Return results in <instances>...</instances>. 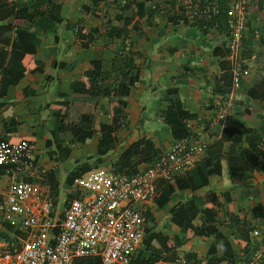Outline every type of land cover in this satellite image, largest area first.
Returning <instances> with one entry per match:
<instances>
[{
	"label": "crops",
	"instance_id": "crops-1",
	"mask_svg": "<svg viewBox=\"0 0 264 264\" xmlns=\"http://www.w3.org/2000/svg\"><path fill=\"white\" fill-rule=\"evenodd\" d=\"M54 1L56 12L61 7V18L38 28L32 25L28 31L27 41L35 37L38 41L34 56L21 60L22 54L11 48L16 37L15 25L21 31H26L27 25L14 22L13 16L0 21V27L11 29L8 42H0V49L7 53L3 69L0 68L1 140L26 143V161L38 177L54 165L56 158L61 176L60 165L74 159V164L64 172L65 178L82 165L93 163L95 167L90 170L115 172L118 157L139 139L152 142L159 154L168 152L178 142L205 145L194 167L177 177L182 180L193 173V185H198L208 172L205 180L198 188H179L176 181H159L155 198L143 207V237L144 231L153 226L154 233L176 243L177 257L161 256L171 262L192 254L208 264L205 258L211 249L220 264H242L256 245L252 231L264 229V0H252L248 7L241 51L248 75L241 82L225 122L217 119V112L222 96L230 90L231 75L229 72L230 84L222 80L226 36L219 29H205L183 18H167L152 12V0ZM11 3L17 5L18 17H30L25 12L30 0ZM118 32L122 34L117 36ZM120 54L131 59L138 78L123 100L125 106L119 107L122 125L107 139L114 141L106 154L99 156L97 150L104 136L94 133L83 143H67L64 147L69 156L61 159L51 142L49 127L54 121H48L49 114L63 104L64 98H74L75 83L93 72V62L99 61L101 70L110 73L113 60ZM24 67L25 75L15 77ZM35 67L38 70L31 71ZM171 97L178 99L175 110L194 114L195 118L179 119L171 114L166 121L163 112L172 105ZM109 106L107 99L98 100L93 111L96 126L111 122ZM84 113L85 108L79 115ZM180 132L184 135H176ZM47 140L51 142L49 149ZM254 147L261 156L258 167L245 166L234 173L232 168L240 169L235 159L252 160ZM147 164H137L132 173ZM124 174L131 175L128 171ZM36 176L32 178L37 181ZM65 178L60 179L57 192ZM74 192L75 196L77 181ZM65 194L63 207L74 198ZM194 200L207 214L200 212L191 227L205 225L217 231L220 239L200 238L191 231L184 235L172 222V210ZM215 216L214 223L207 222Z\"/></svg>",
	"mask_w": 264,
	"mask_h": 264
},
{
	"label": "built area",
	"instance_id": "built-area-1",
	"mask_svg": "<svg viewBox=\"0 0 264 264\" xmlns=\"http://www.w3.org/2000/svg\"><path fill=\"white\" fill-rule=\"evenodd\" d=\"M152 1V12L213 27L226 36L224 61L231 85L217 112L225 122L248 75L241 51L252 0ZM1 135L0 130V264H85L89 259L132 264L142 245L143 207L155 198L157 183L174 182L191 170L205 147L178 142L131 175L89 170L77 179L70 204L56 211L42 177L26 161L28 145L2 141ZM252 238L254 251L242 264H263L264 229H254Z\"/></svg>",
	"mask_w": 264,
	"mask_h": 264
},
{
	"label": "trees",
	"instance_id": "trees-1",
	"mask_svg": "<svg viewBox=\"0 0 264 264\" xmlns=\"http://www.w3.org/2000/svg\"><path fill=\"white\" fill-rule=\"evenodd\" d=\"M54 0H30L28 8L25 9L26 14L30 17L22 18L17 15V5L12 4L11 0H0V21H4L11 16L15 21H20L22 24H26V31H21L20 26L15 25V39L11 44V48L14 51H18L24 56L35 55V48L38 44L36 37L27 41L29 37L28 31L31 26L34 25L38 28L41 25L52 24L61 18V7L58 6L56 12ZM10 27L2 26L0 27V42L5 44L9 40ZM122 33L118 32L117 36ZM7 53L0 49V60L2 64L0 68L3 69V62ZM225 62H221V65ZM93 72L86 73L82 78L75 83L71 98H64L63 104H60L57 110H54L52 114L48 116V121L51 123L54 121L52 127H49V132L51 133V142L56 145L57 150L61 154V159H65L69 156V150L64 146L67 143L72 142H85L90 139L94 133H101L104 139L100 140L97 154L103 156L108 151L109 145L114 140H107L111 134L115 133L122 125V117L119 113V107H124V98L129 96L131 88L134 87L137 78L138 70L132 64L129 57L123 55H116L113 60V69L110 73H105L101 70V65L99 61L93 62ZM38 70L36 67L31 71ZM224 72L222 80L230 84V75L228 71L227 64L222 66ZM26 68H22L17 71L14 76L21 78L26 73ZM228 88V87H227ZM264 97V92L262 94ZM99 99H107L110 104V115L111 122L109 124H98L96 126V119L93 111L97 106ZM172 105L167 108L163 115L165 120L168 121L167 117L173 114L177 118L181 119H194V114L185 113L181 110H175L174 106L177 104L178 99L176 97H171ZM86 109L87 113L79 115L82 109ZM79 115V116H78ZM184 135L183 132L176 133V135ZM51 142L47 140V148H50ZM255 157L250 161H242L240 159H235L236 163L240 166L239 168H232L235 172L245 169L248 166L250 169L258 167V159L261 157L259 151L254 147ZM159 155V151L154 148L152 142L146 139H139L132 145H130L119 157L118 165H116L115 172L124 174L127 171L130 174L132 169L137 166V164L145 163L150 164ZM51 158V154H50ZM54 165L46 168L42 173V184H44L50 193L51 198L54 202V207L57 203V190L60 186V172L58 169V159H54ZM230 161V165H231ZM147 164V165H148ZM246 164V165H244ZM95 167L93 164L82 165L77 170L69 173L62 184V188L67 192L70 198L74 197V189L76 188L77 178L82 176L88 170ZM119 169L120 171H118ZM232 171V174H233ZM206 174L202 177L203 180L199 182L198 185H193V173L188 175L182 180L176 179V184L179 188L184 186H191L192 188H198L202 182L205 180ZM33 181V180H32ZM196 201H192L190 204L181 205L174 210H172V222L179 227L180 231L185 235L188 231H191L194 236L205 238L207 236H213L216 239H220L219 234L212 228H207V226L202 225L199 228H192L191 223L196 219L200 212L207 214V210H202L200 206L196 205ZM207 217V215H206ZM216 216L212 219H207V222L214 223ZM153 226L145 230L144 237L142 240V250H139L132 264H148L151 263L153 257L156 256H171L177 257L178 245L174 243L168 237L160 236V234L154 233ZM189 238V235H187ZM187 240V238H186ZM213 252L211 249L206 255V262L208 264H220V259L212 256ZM179 260V258H175ZM183 260L187 264H200L203 261L197 260L192 254H186ZM85 264H100L98 259H89Z\"/></svg>",
	"mask_w": 264,
	"mask_h": 264
},
{
	"label": "rangeland",
	"instance_id": "rangeland-1",
	"mask_svg": "<svg viewBox=\"0 0 264 264\" xmlns=\"http://www.w3.org/2000/svg\"><path fill=\"white\" fill-rule=\"evenodd\" d=\"M90 143V142H89ZM71 164H74V159L70 158L69 160H67L66 162L62 163L60 165V171H61V176L59 177V179L63 180L65 178V171L71 166ZM65 193H67L62 187L61 189L58 191L57 194V210L59 211L61 208H63L64 203H65ZM171 263V259H165L162 258L161 256H156L153 257L151 260V263L149 264H170Z\"/></svg>",
	"mask_w": 264,
	"mask_h": 264
}]
</instances>
